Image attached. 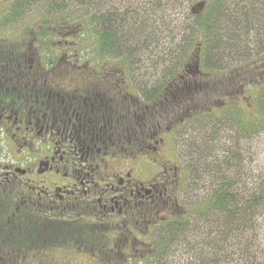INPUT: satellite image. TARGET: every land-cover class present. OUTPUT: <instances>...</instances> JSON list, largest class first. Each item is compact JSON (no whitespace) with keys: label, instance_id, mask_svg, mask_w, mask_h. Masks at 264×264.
<instances>
[{"label":"flooded vegetation","instance_id":"flooded-vegetation-1","mask_svg":"<svg viewBox=\"0 0 264 264\" xmlns=\"http://www.w3.org/2000/svg\"><path fill=\"white\" fill-rule=\"evenodd\" d=\"M34 33L0 30V264L129 258L180 206L184 119L150 116L125 67Z\"/></svg>","mask_w":264,"mask_h":264},{"label":"trees","instance_id":"trees-1","mask_svg":"<svg viewBox=\"0 0 264 264\" xmlns=\"http://www.w3.org/2000/svg\"><path fill=\"white\" fill-rule=\"evenodd\" d=\"M67 1L84 9L77 26L93 39V58L140 77L150 116L184 119L180 206L145 248L112 264H264V0ZM49 2L65 7L35 0ZM242 99L259 107L256 117Z\"/></svg>","mask_w":264,"mask_h":264},{"label":"rangeland","instance_id":"rangeland-1","mask_svg":"<svg viewBox=\"0 0 264 264\" xmlns=\"http://www.w3.org/2000/svg\"><path fill=\"white\" fill-rule=\"evenodd\" d=\"M16 1L18 0H0V30L5 29V28H9V29L24 28V27H26L27 29L33 28L36 30V33L34 34H38V33L44 34V37H46L50 43L59 44V42L62 41L64 42L63 45H65L66 43L68 45V49H71V51H69L70 57L72 56V54H75L74 53L75 50L79 52L78 58L81 61L80 63H78L79 66L85 63H89L91 67H98L100 65H105V64L106 65L112 64V65L121 66L125 68L127 67L125 63H119V61L117 60L98 62L97 61L98 59L93 58L92 50H93V46L95 43L92 38L82 37L84 30L77 26V24L83 21L82 16H80L81 20L77 19V16H76V12H79V11H82V13L84 14V9L81 6L74 7L73 5H70L69 1L67 0H57L58 4L60 5L65 4V7L52 10L51 2H49V6H46V4L36 5L35 0H26L22 4L21 8L19 7L20 9H22V11H19V12L17 11L15 13L16 16H10L11 14H14L13 8H14V3ZM14 21L15 22L17 21L18 23L12 25ZM69 24H71V26H69ZM55 29H57V31H55ZM60 29H63V31H65L66 33V34H63L62 40H59V38L57 37L58 33L61 32ZM127 68L126 70L129 74L128 78L132 86L133 87L135 86L136 90L138 91L134 80L139 82L140 79L138 78L140 77H138L137 75L133 76L131 74V71ZM198 68H200V58H199ZM259 70L260 69H258L257 76L254 75V77L258 78L262 76V73ZM75 72H76V69H70L68 75H74ZM245 73L253 74V72H248V71ZM244 78L248 82L251 78L254 79L252 76H247ZM251 93H254V95H257L258 91L253 90L251 91ZM241 101L248 108V104L246 100L242 99ZM256 103H257V100H256ZM258 108L259 107L256 104H254L253 106H249L248 108L249 114H250L249 116L256 117L259 113ZM169 122L170 121L168 120L167 124ZM178 150H179V153L182 155L181 145H179ZM145 244L146 245L149 244L148 239L145 240ZM146 245L143 246V245L138 244L137 249L145 248ZM121 259L122 257H115V258L107 259L106 262H109L110 264H112L115 260H121ZM85 264H94V263L87 261Z\"/></svg>","mask_w":264,"mask_h":264},{"label":"water","instance_id":"water-1","mask_svg":"<svg viewBox=\"0 0 264 264\" xmlns=\"http://www.w3.org/2000/svg\"><path fill=\"white\" fill-rule=\"evenodd\" d=\"M203 9H204V4H198V5L195 6L193 12L195 14H198V13L202 12ZM197 63L199 65V58H198V62Z\"/></svg>","mask_w":264,"mask_h":264}]
</instances>
